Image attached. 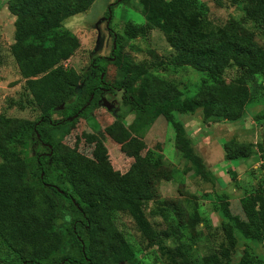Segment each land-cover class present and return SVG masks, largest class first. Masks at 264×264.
Listing matches in <instances>:
<instances>
[{"label":"trees","instance_id":"trees-1","mask_svg":"<svg viewBox=\"0 0 264 264\" xmlns=\"http://www.w3.org/2000/svg\"><path fill=\"white\" fill-rule=\"evenodd\" d=\"M68 1L11 2L15 19L9 52L32 96L28 104L35 105L39 111L31 122L24 121L12 132L0 136V153L6 161L0 165V239L17 255L28 249L26 256L17 257L9 264H103L95 252L94 238L104 245L112 264H128L130 250L112 242L116 228L111 214L114 211L134 214L140 201L151 199L149 159L141 157L135 148L130 154L133 161L126 171L119 173L111 169L100 148L93 150V158L87 157L74 148L62 146L63 138L79 118L93 133L100 134L93 109L102 105L104 89L125 91L129 86L125 77L133 72L132 81L139 80L145 88L147 102H137L125 93L123 100L136 113L149 116L153 112L154 116L162 115L170 120L183 155L191 165L197 167L199 164L167 109V101L179 93L143 65L129 66L126 57L119 61V34L111 32L110 56L93 57L83 72L62 65L79 46L77 37L63 28L62 22L93 2ZM143 5L145 23H126L123 30L126 38L159 27L174 49L168 57L169 64L190 65L213 79V84L198 97H191L187 103L191 109H200L204 116H212V122L237 120L251 98L245 83L253 74H264V49L235 31L204 33V6L199 2L197 5V0H169L165 7L172 17H177L171 21L153 8L151 0H144ZM245 8L248 18L259 19L264 24V0H248ZM181 16H187L191 24L185 26ZM99 59H103V63ZM109 61L121 71L120 81L115 84L105 82V62ZM230 63L241 74L237 82L225 83L220 75ZM18 106L22 107L23 103ZM255 117L264 122V110ZM15 137L26 140L24 155L11 145ZM223 149L226 160L251 154V150L241 144L232 152L228 145ZM250 201L255 205L254 197ZM248 204L242 202L244 215L249 218L244 228L245 236L264 240V202L261 213L254 207H247ZM226 205L225 202L223 213L229 216ZM251 223L256 224L259 231L251 229ZM229 245H233L232 238ZM174 255L180 257L176 264H186L180 247L173 249L171 257ZM261 262L260 256L247 251L242 252L236 263L220 258L215 251L202 258V264Z\"/></svg>","mask_w":264,"mask_h":264},{"label":"rangeland","instance_id":"rangeland-1","mask_svg":"<svg viewBox=\"0 0 264 264\" xmlns=\"http://www.w3.org/2000/svg\"><path fill=\"white\" fill-rule=\"evenodd\" d=\"M115 1L93 0L88 8L63 20L62 27L77 37L79 46L62 65L83 72L93 57L110 56L111 32L119 34V61L126 57L129 66L143 65L179 93L167 101V109L180 126L181 138L199 165H191L183 155L170 120L162 115L154 116L153 112L149 116L136 113L123 100L125 93L137 102H147L145 88L139 80L132 81L133 72L125 77L129 84L125 91L109 88L108 93L104 92L102 105L92 111L100 134L93 133L79 118L63 138L62 146L74 148L91 158L93 150L100 148L111 169L119 173L126 171L133 161L130 154L135 148L141 157L149 159L151 199L140 201L134 214L112 212L116 228L112 242L130 250L128 264H176L179 255L171 257L175 247H180L186 264H202V258L212 251L230 263L238 262L242 252L247 251L260 256V264H264V240L245 236L248 217L242 205V202L249 203L247 207H254L260 213L263 210L264 122L256 120L255 115L264 110V74H253L245 83L251 98L237 120L212 122V116L206 117L202 110H192L187 104L191 97H198L213 84L211 75L190 65L169 64L167 60L174 49L159 27L126 38L123 31L126 23L142 25L146 21L144 0H118L112 4ZM11 2L0 0V136L12 132L24 121L31 122L39 111L35 105L28 104L32 96L9 52L15 19ZM151 2L153 8L170 21L177 18L165 7L169 0ZM198 2L204 6V33L235 31L264 49V24L246 16L248 0H197V5ZM180 18L185 26L192 22L187 16ZM120 73L116 64L105 62V82L115 84ZM240 74L230 63L223 68L220 79L234 83ZM240 144L249 148L251 154L226 160L224 146L228 145L232 152ZM11 145L24 155L27 145L24 138H13ZM5 162L0 153V165ZM251 197L255 198V205ZM225 202L229 216L223 213ZM255 225L251 223L250 228L259 231ZM231 238L232 246L229 245ZM92 242L102 263L112 264L101 241L94 238ZM27 250L17 255L0 239V264L23 258Z\"/></svg>","mask_w":264,"mask_h":264},{"label":"flooded vegetation","instance_id":"flooded-vegetation-1","mask_svg":"<svg viewBox=\"0 0 264 264\" xmlns=\"http://www.w3.org/2000/svg\"><path fill=\"white\" fill-rule=\"evenodd\" d=\"M104 90H105V92H107V93H108L107 89H104ZM109 105H111V104L109 103Z\"/></svg>","mask_w":264,"mask_h":264}]
</instances>
